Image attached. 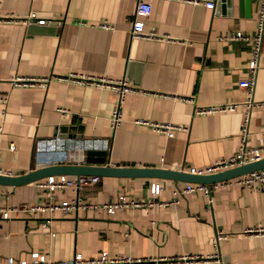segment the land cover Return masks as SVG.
Returning a JSON list of instances; mask_svg holds the SVG:
<instances>
[{
	"label": "crops",
	"instance_id": "obj_1",
	"mask_svg": "<svg viewBox=\"0 0 264 264\" xmlns=\"http://www.w3.org/2000/svg\"><path fill=\"white\" fill-rule=\"evenodd\" d=\"M257 1L218 0L210 7L189 0H150L144 26H154L162 38H130L134 0H0V12L29 9L49 19L0 20V95L6 96L5 102L0 100V173L21 174L48 164L34 160L35 142L58 133L54 130L59 124L80 126L79 131L66 130L70 136L60 134L64 147L102 148L108 165L189 171L234 152L243 106L214 112L196 108L247 97L239 80L248 75L251 43L224 34L251 33ZM259 62L252 96L264 99V38ZM71 72L125 75L138 88L123 96L116 127L108 120L112 88L76 81ZM18 75L46 78L12 84L10 79ZM136 117L170 120L180 127L169 136L134 121ZM249 131L248 143H258L264 134V104L251 106ZM44 176L0 183V205L48 199L37 184ZM157 181L160 190L151 194L150 183ZM186 182L196 181L101 174L81 192L92 202L118 193L163 200ZM72 195L70 188L55 189L49 199ZM45 213L0 218V264L7 256L27 260L31 251L47 260L74 252L87 258L101 252L131 258L117 264H264V234L245 231L264 226V181L217 186L210 199L194 189L181 194L178 202L123 206L112 212L91 207L51 211L48 224L40 226L38 219ZM216 229L225 233L217 245L212 240ZM215 252L224 262L212 257ZM189 254L211 257L184 261L181 256Z\"/></svg>",
	"mask_w": 264,
	"mask_h": 264
},
{
	"label": "built area",
	"instance_id": "obj_2",
	"mask_svg": "<svg viewBox=\"0 0 264 264\" xmlns=\"http://www.w3.org/2000/svg\"><path fill=\"white\" fill-rule=\"evenodd\" d=\"M191 2H202L203 4L214 7L217 0H189ZM257 12L255 27L251 33H244L241 30L234 32H225L224 36L231 38L248 39L251 43L250 55L247 62L248 75L245 78L239 80V85L243 86L248 95L243 100L225 101L217 104H206L198 106L196 111L198 112H214L218 110H231L238 105L243 106V114L241 118V125L239 130V144L237 149L228 155H221L217 157L211 164L202 167H190L189 171L193 173L212 172L229 168L241 163H245L251 160L260 159L264 156V134L260 141L256 144L248 143L249 137V119L250 109L252 105L264 104V99H256L252 96L253 88L255 85L256 73L260 66V55L262 50L263 38H264V0L257 1ZM150 11V0H134L133 19L128 29L130 38L146 37V38H162V34L157 32L154 26H144V18ZM0 20L4 21H20L23 23H44L48 21V18L37 16L32 10H24L22 13L0 12ZM103 27H111L112 25L107 22H101ZM70 76L79 82H84L88 85L102 84L103 86H110L113 90L112 97L108 111L109 126L113 129L116 127L121 119L120 115V103L126 92L137 91L138 88L131 83L125 75L111 78L105 75H92L81 74L80 72H71ZM45 76H13L10 79L12 84H27L32 83L35 80H44ZM180 96V95H179ZM185 98H191L190 96H180ZM0 100L5 102L6 96L0 95ZM57 109L61 112H66L67 108L58 106ZM136 122L147 125L150 129L155 131H161L171 136L173 130L179 128L180 125L171 122L170 120L157 121L153 119H147L142 117H136L133 119ZM60 134L54 132L49 137L37 138L35 142V148L33 151V157L36 162L47 161L48 163L56 161H65L67 156V147H64V143ZM104 144V140L101 141ZM105 145V144H104ZM13 143L8 142L7 148H12ZM98 178L96 174H69V173H49L46 174L41 180L37 182L42 186L46 198L38 202H26L21 201L11 205H0V218H8L11 215H17L19 212H31V211H43L46 212L42 217L38 219L40 226H46L50 220L51 211H59L62 213L76 210L81 207L102 208L107 212H112L117 207L123 206H138L143 204H165L169 202H178L181 194L198 189L201 190L210 199L212 190L221 185L227 184H240L250 185L254 182L264 181V166L255 167L247 170L243 173L236 174L231 177H226L218 180L203 182H186L183 186L176 185L172 189V195L170 198L159 200L153 197L148 199L141 197L126 196L124 193H118L113 199H108L100 202H92L83 199L82 190L88 183L95 182ZM161 183L159 181L150 183L149 192L155 194L160 190ZM70 188L73 191V195L69 198H60L58 200H50L52 191L55 189ZM246 232L262 233L264 234V226L248 227ZM225 233L216 229L212 237L213 243L217 245L220 238L224 237ZM184 261L194 259H208L209 255L204 254H189L181 256ZM216 260L224 262L219 252L213 253ZM131 258L128 255L125 256H105L104 252H101L97 257L87 258L82 257L79 252H74L70 256L57 259L47 260L43 253L37 251H31L29 258L26 259H13L11 256H7L3 264H117L123 263Z\"/></svg>",
	"mask_w": 264,
	"mask_h": 264
},
{
	"label": "water",
	"instance_id": "obj_3",
	"mask_svg": "<svg viewBox=\"0 0 264 264\" xmlns=\"http://www.w3.org/2000/svg\"><path fill=\"white\" fill-rule=\"evenodd\" d=\"M218 1V0H217ZM249 1V0H248ZM77 124H59L54 131L59 134H67L66 130L75 129L79 131ZM75 134V133H74ZM78 134V133H77ZM70 136V135H69ZM104 149L98 148H68L66 161H56L42 166L31 168L21 174L9 175L0 173V183H17L30 179H34L41 175L49 173H69V174H120V175H134V174H147L157 176H167L182 178L192 181H213L239 173L255 167L264 166V156L260 159L251 160L226 169L193 173L182 168H165L157 166H120L108 165L104 162Z\"/></svg>",
	"mask_w": 264,
	"mask_h": 264
}]
</instances>
